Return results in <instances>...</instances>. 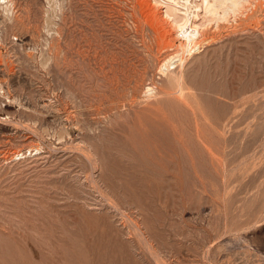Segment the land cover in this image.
<instances>
[{"label": "rangeland", "instance_id": "374dc122", "mask_svg": "<svg viewBox=\"0 0 264 264\" xmlns=\"http://www.w3.org/2000/svg\"><path fill=\"white\" fill-rule=\"evenodd\" d=\"M12 1L0 264H264V0L171 65L188 103L135 0Z\"/></svg>", "mask_w": 264, "mask_h": 264}, {"label": "bare ground", "instance_id": "6f19581e", "mask_svg": "<svg viewBox=\"0 0 264 264\" xmlns=\"http://www.w3.org/2000/svg\"><path fill=\"white\" fill-rule=\"evenodd\" d=\"M249 1L250 0H175L176 3H172V2L167 3L165 10L163 11L162 8L156 7V5L153 4L152 0H135L134 6L138 8L139 14L142 17V19L146 22V24H148L151 27V29L154 31V33L157 34L158 43L160 45L162 44L163 47L169 48L166 52L164 51L165 54L160 59L161 63L159 67L161 72L165 73L166 75H169V79H170L169 82L171 86L175 88L174 92L165 90L166 96H169V95L172 96L171 94H175L176 98H178L179 100L183 98L181 101H184V103H188L185 99V96L182 93V91L184 90V78H183V74L180 73L181 69L178 70L179 73H174L176 72V70L173 72L172 71L173 67L171 68V65L173 63H177L175 67L179 66L181 68L184 65L186 56L193 52L195 53V51L198 50L202 46L201 45L202 40H204L205 38L204 37L205 36L204 27L207 24L209 25L210 22L219 23L221 20H224V19L226 21L229 16H233L234 18H236L237 16L243 13L242 8L245 6L244 2H249ZM12 5H13L12 0H0V6H2L5 11L10 10ZM146 92L149 97L152 96L153 87L148 86ZM170 114H173V113H170ZM29 151H30L29 153H31L32 150H29ZM86 151L90 152L88 150ZM15 154L19 156V158L25 157L24 152H21V151H15ZM88 159H90L89 156H88ZM192 166H194V164H192Z\"/></svg>", "mask_w": 264, "mask_h": 264}]
</instances>
